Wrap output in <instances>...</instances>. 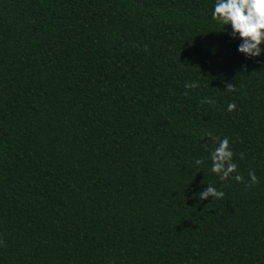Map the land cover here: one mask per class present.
I'll return each instance as SVG.
<instances>
[{"label": "trees", "instance_id": "1", "mask_svg": "<svg viewBox=\"0 0 264 264\" xmlns=\"http://www.w3.org/2000/svg\"><path fill=\"white\" fill-rule=\"evenodd\" d=\"M215 2L0 0V264H264V57Z\"/></svg>", "mask_w": 264, "mask_h": 264}, {"label": "clouds", "instance_id": "2", "mask_svg": "<svg viewBox=\"0 0 264 264\" xmlns=\"http://www.w3.org/2000/svg\"><path fill=\"white\" fill-rule=\"evenodd\" d=\"M212 18L224 26L222 32H226L233 40L239 41L237 52L242 54L245 59H257L264 57V0H216ZM226 26H230V31ZM198 87L196 82H186V89ZM225 88L232 90V83L226 82ZM205 102L210 103V100ZM236 105L229 103L227 111L231 112ZM210 137V136H206ZM211 171L219 176L221 180L229 178L236 182H242L243 177L238 173L237 165L233 162V151L229 146V140L224 138L219 141L217 147L210 153ZM203 161L197 159L196 165ZM237 173L236 175H232ZM248 178L252 184L258 182L254 172L248 173ZM224 192L208 185L207 188L199 193L201 200L209 197L212 199H221Z\"/></svg>", "mask_w": 264, "mask_h": 264}]
</instances>
